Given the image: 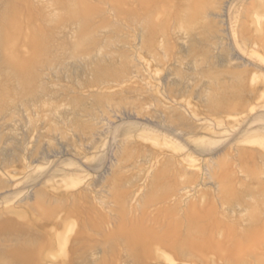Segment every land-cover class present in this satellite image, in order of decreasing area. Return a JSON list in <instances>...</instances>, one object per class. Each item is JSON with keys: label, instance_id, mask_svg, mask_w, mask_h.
<instances>
[{"label": "rangeland", "instance_id": "rangeland-1", "mask_svg": "<svg viewBox=\"0 0 264 264\" xmlns=\"http://www.w3.org/2000/svg\"><path fill=\"white\" fill-rule=\"evenodd\" d=\"M0 264H264V0H0Z\"/></svg>", "mask_w": 264, "mask_h": 264}]
</instances>
